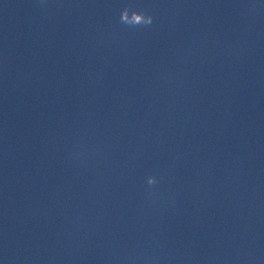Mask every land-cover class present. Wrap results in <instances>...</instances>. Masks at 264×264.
Listing matches in <instances>:
<instances>
[{
  "label": "water",
  "instance_id": "1",
  "mask_svg": "<svg viewBox=\"0 0 264 264\" xmlns=\"http://www.w3.org/2000/svg\"><path fill=\"white\" fill-rule=\"evenodd\" d=\"M0 264H264V0H0Z\"/></svg>",
  "mask_w": 264,
  "mask_h": 264
},
{
  "label": "clouds",
  "instance_id": "2",
  "mask_svg": "<svg viewBox=\"0 0 264 264\" xmlns=\"http://www.w3.org/2000/svg\"><path fill=\"white\" fill-rule=\"evenodd\" d=\"M154 17L147 11L131 10L130 7L122 9L120 23L128 27L135 28L137 26L147 27L153 24Z\"/></svg>",
  "mask_w": 264,
  "mask_h": 264
}]
</instances>
